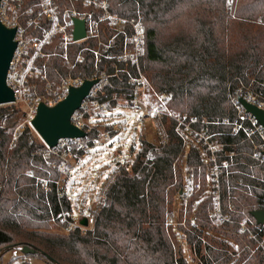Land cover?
I'll return each mask as SVG.
<instances>
[{
  "label": "trees",
  "instance_id": "obj_1",
  "mask_svg": "<svg viewBox=\"0 0 264 264\" xmlns=\"http://www.w3.org/2000/svg\"><path fill=\"white\" fill-rule=\"evenodd\" d=\"M106 1L108 10L119 18L142 17L140 67L158 91L169 94L170 108L196 118L195 127L217 134L224 150L236 153L229 175L221 176L220 200L229 221L210 215L211 196L198 203L192 197L186 211L187 228L178 227L194 252L195 264H264V225L252 216L254 211H264V163L252 159V144L241 134L232 136V124L224 123L237 118L230 96L240 85L249 86L264 99V0ZM31 4L36 11L38 0H25L22 7ZM65 5L59 0L60 9ZM28 31L40 34L38 29ZM116 38L117 43L120 36ZM85 45L67 47L68 58L74 63L73 77L86 78L95 71L93 53L85 50ZM110 50L116 52L113 47ZM44 52L49 54L41 61L46 77L59 83L69 74L59 34L44 46ZM110 63L102 57L98 69L110 74ZM111 82L101 99L129 95L126 74L111 78ZM43 86L44 82L38 81L37 90ZM115 104L111 101L108 108ZM14 106L1 107L0 117L10 108L18 111ZM30 133L28 126L16 135L0 126V257L9 249L29 246L36 253L27 255L48 264H188L178 237L171 235L175 227L168 230L167 226L174 214V198L181 197L184 186L180 169L175 179L182 141L172 128L167 144L154 152L153 144L142 140L131 169L119 166L105 206L95 216L93 230L85 234L78 228L65 232L52 229V221L66 227L62 214L70 219L72 197L59 181V159L38 153L45 146L31 140ZM253 141H258L255 136ZM151 152L153 158L145 162ZM200 160L197 148L191 147L185 166ZM182 215L180 210L179 218ZM214 220L218 227L212 226ZM241 222L249 225L255 239L240 229ZM204 230L221 236L212 237Z\"/></svg>",
  "mask_w": 264,
  "mask_h": 264
},
{
  "label": "built area",
  "instance_id": "obj_2",
  "mask_svg": "<svg viewBox=\"0 0 264 264\" xmlns=\"http://www.w3.org/2000/svg\"><path fill=\"white\" fill-rule=\"evenodd\" d=\"M24 1L0 0V21L5 27L15 29L14 41L17 42V46L7 72L6 83L12 89L15 97L14 104L19 106L24 113L26 123L30 125L39 103L43 102L47 106H53L66 97L71 86H79L84 79H98V83L91 88L88 96L71 118L72 124L85 131L86 136L61 139L53 148L44 144L45 147L38 153L67 155L73 158L74 155L87 148L99 147L101 143L112 140L115 134L112 132H117L123 127L120 121L114 123L111 130L99 129L86 121V115L92 111L110 114L108 104L113 100L119 101L116 96L111 99H101L102 96L104 97V88L112 87L111 78L119 77L121 73L126 74L130 85L127 88L129 95L122 97L121 102L128 104L140 119L151 117L155 121L159 143L153 145L154 152L169 142L171 128L182 141L181 154L186 156L189 153L190 139L198 142L197 151L201 160L185 169L184 186L180 190L182 201H189L199 191L201 174L206 172L211 180L212 192L216 197L217 207L212 214L222 221H229L230 215L228 212H223L220 200L221 176L223 173L225 176L229 175V169L236 153L224 150V145L217 140V134H209L204 129L195 127L198 123L196 118L189 117L185 113L176 114L169 109V94L158 91L142 71L140 67V56L144 53L142 17L119 18L108 10L106 0H64L66 5L63 9L59 8V0H38L37 9L34 12L32 4L22 7ZM73 18L85 20L86 36L79 41H74L72 37ZM43 22L47 25L43 26ZM111 23L114 25L111 26ZM28 28L38 29L40 34H33L28 31ZM113 30L117 31L110 32ZM110 33L112 34L107 35ZM56 34H59L62 40L61 56L69 67V74L60 80L56 88L52 89L51 82L46 77L45 63L41 61L49 56L44 52V46L51 43ZM117 36H120V41L116 43ZM82 42L86 44L84 49L93 53L95 63V71L86 78L73 77L70 74L74 63L70 62L67 54L68 45ZM91 43L93 46L90 45ZM112 47L115 53L110 50ZM80 52L77 59L80 58ZM102 57L111 62L112 73L109 74L106 69H98L97 64ZM119 63H123V66L120 67ZM38 81L44 82L46 90L43 94L37 93ZM148 92L153 99L152 103L149 102ZM240 97L264 110V99H261L249 86L240 85L235 94L230 96V102L236 110L237 118L234 122L225 119L224 123L232 124L233 129L230 132L232 136L241 134L252 144L249 156L264 163V128L251 114L246 112L239 102ZM19 130L17 128L14 135ZM254 136L257 142L253 141ZM153 156V152L148 153L144 161L151 160ZM63 166L62 163L59 168L63 170ZM118 176L119 171H116L104 186L96 207L85 217L86 226L80 224L83 217H75L72 213L70 219L67 220L62 214V221L66 222V231L78 228L82 234H85L93 230L95 216L105 206L106 194ZM44 188L49 189L46 183H44ZM59 196H63V193ZM228 210H232V206H229ZM169 222L171 223V220ZM249 222L254 226L252 221ZM240 229L247 231L249 237L255 239L256 234L251 231L247 223L241 222Z\"/></svg>",
  "mask_w": 264,
  "mask_h": 264
},
{
  "label": "rangeland",
  "instance_id": "obj_3",
  "mask_svg": "<svg viewBox=\"0 0 264 264\" xmlns=\"http://www.w3.org/2000/svg\"><path fill=\"white\" fill-rule=\"evenodd\" d=\"M114 25L111 23V26ZM107 34V35H111ZM143 55L140 56V63ZM143 71V70H142ZM147 75V73L144 71ZM149 79V78H148ZM150 80V79H149ZM51 82V81H50ZM152 83V82H151ZM58 83L51 82L52 89L56 88ZM45 86L42 90H38V94L45 93ZM149 94V92H148ZM149 102L152 103V97L149 94ZM119 102H116L113 108H108L110 114L106 115L99 111H92L86 115V121L90 124L95 125L94 127L99 129L111 130L114 123L121 122L123 127L117 132H112L114 137L110 141L101 143L99 147L87 148L83 155H74L73 158L67 155H53L59 159L57 164L60 172V183L65 186V190L68 191L72 197V213L75 217H86L94 210L98 203V199L104 186L108 183V180L113 173L119 171V166L126 167L128 170L135 160V157L141 148V141L145 140L153 145L159 143V133L157 126L153 118L148 117L147 119H140L134 112V110L128 106V104L122 103V97H117ZM169 103V102H168ZM10 105V104H8ZM8 105H0L5 107ZM15 105V104H14ZM18 111L10 108L3 116L0 117V126L4 127L7 131H16L19 128V132L26 126L30 127V139L37 140L43 143L41 138L35 132V130L26 123L24 113L15 105ZM14 106V107H15ZM169 109L170 106L168 104ZM172 110V109H171ZM173 111V110H172ZM174 112V111H173ZM176 113V112H174ZM178 114V113H176ZM191 147H198V142L190 139ZM44 144V143H43ZM188 149V148H187ZM187 156V155H186ZM186 156L182 153L176 162V174L177 169L182 171L183 177L185 175V158ZM64 164L63 170L59 168L60 164ZM199 163V162H198ZM194 165V163H193ZM53 166H56L54 164ZM201 188L193 197L196 198V203L206 197H212L214 199V205L211 209L210 215L213 216V211L216 209V197L212 192L211 180L206 175V172L201 174L200 177ZM192 199V198H191ZM190 201V200H189ZM189 201L183 202L181 197L175 196L172 205L174 214L170 217L171 223L167 224L168 230L170 227H175L174 232L171 235L177 238L178 245L182 246L184 257L188 264H195L196 258L192 248L185 241L184 236L178 227H186L187 208ZM183 210L182 218H179V211ZM193 214V213H192ZM215 218V216H213ZM52 229L56 232H65V228L61 227L60 224L52 221ZM212 226L218 227V224L213 222ZM208 233L212 237H220L221 234L212 231L204 230L203 233ZM173 233V234H172ZM175 237V238H176ZM204 239V238H203ZM226 240H228L226 238ZM204 241V240H203ZM0 264H48L42 258L37 256L27 255L21 252L20 249L12 248L4 252L0 257Z\"/></svg>",
  "mask_w": 264,
  "mask_h": 264
},
{
  "label": "water",
  "instance_id": "obj_4",
  "mask_svg": "<svg viewBox=\"0 0 264 264\" xmlns=\"http://www.w3.org/2000/svg\"><path fill=\"white\" fill-rule=\"evenodd\" d=\"M72 37L79 41L86 36L85 20L73 18ZM15 29L5 27L0 21V105L14 104L15 97L12 89L6 83L7 72L12 60L17 42L14 41ZM98 83V79H84L79 86H71L66 97L53 106L39 103L35 117L30 125L48 147H55L59 140L64 138H83L85 131L72 124L71 118L80 108L82 101L88 96L91 88ZM240 104L247 113L251 114L264 128V110L249 103L244 98H239ZM256 223L264 225V211L252 212ZM80 224L87 225V219L83 217ZM24 254H35L36 250L24 246L20 249ZM49 258V257H48Z\"/></svg>",
  "mask_w": 264,
  "mask_h": 264
}]
</instances>
